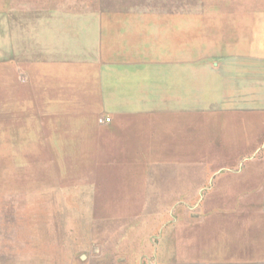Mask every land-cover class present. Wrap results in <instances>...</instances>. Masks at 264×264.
<instances>
[{"label":"rangeland","instance_id":"374dc122","mask_svg":"<svg viewBox=\"0 0 264 264\" xmlns=\"http://www.w3.org/2000/svg\"><path fill=\"white\" fill-rule=\"evenodd\" d=\"M205 1L212 13L199 0H90L91 19L127 28L138 60L225 69L203 72L199 112H105L92 84L51 79L32 56L0 62V264L262 254L264 199L222 191L264 175V0Z\"/></svg>","mask_w":264,"mask_h":264},{"label":"crops","instance_id":"0c3cea01","mask_svg":"<svg viewBox=\"0 0 264 264\" xmlns=\"http://www.w3.org/2000/svg\"><path fill=\"white\" fill-rule=\"evenodd\" d=\"M199 2L205 8L206 1ZM207 7L212 13V5ZM204 13L205 9L199 11L198 18ZM120 29L119 19H91L90 0H0V62L10 65L22 61L23 56H32L28 62L34 70L49 72L51 79L65 72L68 74L63 78L74 88L78 83L80 87L92 84L96 90L90 96L100 99L97 103L105 112H137L143 104L150 105L151 111L161 106L162 112L179 113L189 105V111L199 112L206 75L203 72H209L207 76L211 78L225 69L215 63L192 64L180 58L177 62L167 59L156 64L153 58L138 60L142 55L139 43L126 34L127 28L124 33ZM181 30L177 35H185ZM140 82L144 84L141 91ZM254 180L253 185L231 187L230 191L224 188L222 192L241 190L264 199V175ZM200 189L201 185L194 184L190 198L200 194ZM261 212L264 214V209ZM240 238H244L241 233L234 236L236 242ZM213 239L214 233L210 232V240ZM220 239L227 240L228 236L223 234ZM203 262L196 259L194 264ZM209 264H264V251L256 255L226 254L211 258Z\"/></svg>","mask_w":264,"mask_h":264}]
</instances>
